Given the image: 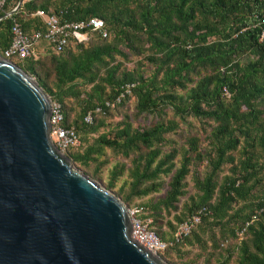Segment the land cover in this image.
<instances>
[{
    "label": "trees",
    "instance_id": "trees-1",
    "mask_svg": "<svg viewBox=\"0 0 264 264\" xmlns=\"http://www.w3.org/2000/svg\"><path fill=\"white\" fill-rule=\"evenodd\" d=\"M18 3L6 0L0 12L9 14L0 20V54L12 25L44 32L37 11L60 23L96 18L106 33L12 60L60 106L62 127L78 137L79 148L64 153L69 161L99 182L101 169L119 158L104 188L126 207L148 197L140 218H150L148 230L167 243L160 256L168 264H187L179 262L182 246L216 264L233 254L236 264H264V0ZM181 127L188 131L179 145L171 136ZM187 176L194 192L174 226L166 224L174 233L194 215L200 222L180 241H164L153 228L187 195ZM162 188L161 197H150Z\"/></svg>",
    "mask_w": 264,
    "mask_h": 264
},
{
    "label": "water",
    "instance_id": "water-1",
    "mask_svg": "<svg viewBox=\"0 0 264 264\" xmlns=\"http://www.w3.org/2000/svg\"><path fill=\"white\" fill-rule=\"evenodd\" d=\"M50 103L0 56V264H165L130 237L120 200L51 143Z\"/></svg>",
    "mask_w": 264,
    "mask_h": 264
},
{
    "label": "built area",
    "instance_id": "built-area-1",
    "mask_svg": "<svg viewBox=\"0 0 264 264\" xmlns=\"http://www.w3.org/2000/svg\"><path fill=\"white\" fill-rule=\"evenodd\" d=\"M22 1L31 2L34 0ZM5 2L6 0H0V12ZM14 10L15 9L12 11ZM35 15L42 20L45 28L44 32L25 34L17 24L12 25L10 28V43L8 47L1 52V57L9 61L13 59L23 61L35 54V47L42 41L46 44L47 48L58 53L68 44L70 39L78 43L86 42L88 39V32L92 31H98L102 37H106V33L102 30V22L96 18L78 22L60 23L52 14L47 15L42 11H37ZM6 17H9V14L0 17V20ZM125 94H129L128 86L125 88ZM107 105L106 103V106ZM84 122H91L89 113L84 117ZM48 124L49 139L61 153L64 154L66 150L78 146V137L75 135L73 129H65L62 127V114L60 106L57 103H50ZM127 213L130 218V237L144 249L154 254L162 253L167 243L160 241L152 231L148 230V222L140 218L142 214L141 209L139 207H133L127 209ZM199 222L200 217L197 214L180 223L173 235L175 242L187 236Z\"/></svg>",
    "mask_w": 264,
    "mask_h": 264
},
{
    "label": "rangeland",
    "instance_id": "rangeland-1",
    "mask_svg": "<svg viewBox=\"0 0 264 264\" xmlns=\"http://www.w3.org/2000/svg\"><path fill=\"white\" fill-rule=\"evenodd\" d=\"M42 50V49H40ZM45 52H46V48L43 49ZM37 54V52H36ZM34 80V79H33ZM131 106H132V103H129V110L127 111V114L129 115L130 113V110H131ZM185 131H188L186 128L184 127H181L180 131H177L176 134L174 136H171V138L177 140V142L179 143V145L182 143V138L184 136V134L186 133ZM208 131V130H207ZM102 130H99L98 133H101ZM96 135H91L89 136V140L94 138ZM78 146L75 148V150H77L80 146V142H79V139H78ZM109 152H106V156H109ZM119 160L118 159H114L113 161H111L108 165L104 166L101 171L99 172V177L101 179V181H97L93 178L90 177L89 175V172H85L86 170H82V167H80L77 163H72L70 161V164L72 167L76 168L77 170H79L81 173H83L86 177H88L90 180L94 181L96 184H98L101 188H103L104 190H106L104 188V185L106 184L107 182V175H108V172L111 168V166L115 163V161ZM120 161L122 162H125L124 160H121ZM202 172V171H200ZM226 174V172L224 171L222 175ZM125 179V175L120 178L117 182H116V186L114 188V190H116L124 181ZM163 181H167V178H164ZM185 183H186V192H187V195L183 198L180 199L179 203L177 204V207H176V210L174 211H171L169 214H163V217L161 219V221L159 222V227L158 228H153L154 230H158L161 234H162V237L164 239V241H168L170 238H173V235L174 233L171 231V229L167 226V222L171 223V225L174 226V216L177 215L179 213V210L181 208V204L186 200L187 196L188 195H191L193 194L194 192V189H193V185H192V180H191V176H187L186 180H185ZM164 188L161 189V191L158 193V194H155V195H151L150 197L152 198H158V197H161L164 193ZM108 191V190H106ZM109 193H111L112 195H114V193L112 191H108ZM115 196V195H114ZM148 200V197H145V198H141V199H135L133 201V204L134 206H131V207H126V209H130V208H133V207H139V204H145ZM121 202V201H120ZM145 221L148 222V225H150L151 223V219H143ZM178 227V226H177ZM176 227V229H177ZM176 231V230H175ZM215 233L218 235V231H215ZM231 244H234L233 242H231ZM160 254L162 253H157L156 255L160 257V259L165 263V264H168L161 256ZM174 257H178L176 256L175 254H173ZM213 256H210L208 258L207 255L205 254H202L196 247H188V246H182L180 248V256H179V262H185L187 264H216L214 259L211 258ZM228 264H236V258H235V254H233V257L230 259L229 263Z\"/></svg>",
    "mask_w": 264,
    "mask_h": 264
},
{
    "label": "crops",
    "instance_id": "crops-1",
    "mask_svg": "<svg viewBox=\"0 0 264 264\" xmlns=\"http://www.w3.org/2000/svg\"><path fill=\"white\" fill-rule=\"evenodd\" d=\"M35 48H37V49H44V48H46L47 49V46H46V44L42 41L37 47H35Z\"/></svg>",
    "mask_w": 264,
    "mask_h": 264
}]
</instances>
